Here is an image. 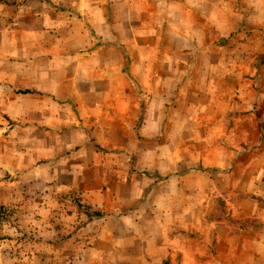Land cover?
Wrapping results in <instances>:
<instances>
[{
  "label": "rangeland",
  "instance_id": "1",
  "mask_svg": "<svg viewBox=\"0 0 264 264\" xmlns=\"http://www.w3.org/2000/svg\"><path fill=\"white\" fill-rule=\"evenodd\" d=\"M247 1L239 5L245 23L218 41L231 46L221 55L230 56L232 70H222L217 85L205 70V83L191 79L195 92L167 105L173 120L165 149L150 121L144 134L137 128L152 106L146 99L134 131L127 125L115 149L107 141L82 149L76 132L59 134L50 148L56 134L27 133L19 118L0 116V264H146L144 257L151 264H264V0ZM217 87L219 98L201 101ZM35 138L41 148H33ZM161 154L165 162L136 163ZM158 172L169 175L159 184L167 193L156 221L132 208L137 198L129 193L145 192L148 175ZM117 182L128 190L121 197ZM75 186L104 218L90 221L74 205Z\"/></svg>",
  "mask_w": 264,
  "mask_h": 264
},
{
  "label": "crops",
  "instance_id": "2",
  "mask_svg": "<svg viewBox=\"0 0 264 264\" xmlns=\"http://www.w3.org/2000/svg\"><path fill=\"white\" fill-rule=\"evenodd\" d=\"M244 1L21 0L13 6L0 4V116L19 118L27 133L56 134L50 148L56 147L59 134L76 132L82 149H98L106 141L115 149L118 135L125 133L127 125L130 130L136 125L146 99L152 106L145 115L147 121L137 128L144 134L150 121L152 134L163 136L164 145L159 148L165 149L164 133L173 120L167 105L193 90L191 79L199 77V84L205 83L209 77L205 70H210L215 85L226 77L222 70L226 75L232 70L230 56L223 60L221 55L231 46L221 48L218 41L238 30L242 19L245 23L246 8L239 5L250 2ZM205 56L210 60L205 61ZM211 93L208 98L203 94L201 101L208 104L219 98L218 87ZM24 143L21 147L29 148ZM74 145L73 139L65 142L66 148ZM38 147L42 144L36 139L33 148ZM141 150L145 148L140 146ZM161 157L137 158L136 163L165 162ZM158 173L162 177L148 175L151 185L145 192L129 193L131 201L137 198L132 208L143 207L141 216L148 214L156 221L167 193L159 184L169 175ZM72 184L66 191H72ZM115 186L116 196L128 191L123 183ZM131 187L129 191L135 188ZM75 189L84 204L80 196L84 189Z\"/></svg>",
  "mask_w": 264,
  "mask_h": 264
},
{
  "label": "trees",
  "instance_id": "3",
  "mask_svg": "<svg viewBox=\"0 0 264 264\" xmlns=\"http://www.w3.org/2000/svg\"><path fill=\"white\" fill-rule=\"evenodd\" d=\"M20 3L21 0H0V4L6 6L18 5ZM71 200L74 203V205L84 213V215L87 217L88 220L92 221L94 219H102L103 217H105V214L103 212L93 211L85 204H82L81 199L76 194L75 195L71 194Z\"/></svg>",
  "mask_w": 264,
  "mask_h": 264
}]
</instances>
